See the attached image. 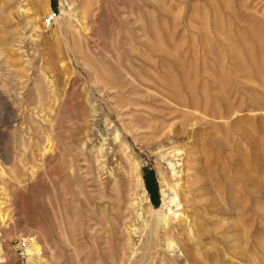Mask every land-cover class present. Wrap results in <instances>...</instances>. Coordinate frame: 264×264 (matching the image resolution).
Returning <instances> with one entry per match:
<instances>
[{
    "label": "rangeland",
    "instance_id": "obj_1",
    "mask_svg": "<svg viewBox=\"0 0 264 264\" xmlns=\"http://www.w3.org/2000/svg\"><path fill=\"white\" fill-rule=\"evenodd\" d=\"M66 2L0 0V264H264V0Z\"/></svg>",
    "mask_w": 264,
    "mask_h": 264
},
{
    "label": "bare ground",
    "instance_id": "obj_2",
    "mask_svg": "<svg viewBox=\"0 0 264 264\" xmlns=\"http://www.w3.org/2000/svg\"><path fill=\"white\" fill-rule=\"evenodd\" d=\"M67 2V4L69 5V6H71V5H74V2H73V0H66ZM195 112H197V111H195ZM198 114V113H197ZM163 159H165L166 160V162L168 163V167H167V169H169V171L173 174V178L174 177H176L177 175H182L183 174V171L181 170V168H182V166H183V163H182V159H181V155L180 154H176L175 156H174V159L173 160H171L170 159V161L168 160V159H166V158H163ZM175 159H177L178 161H177V163H175ZM178 164H180V165H178ZM166 176H167V173H164L163 174V177H164V179H163V184H164V186L165 187H169V183L168 182H166L167 181V178H166ZM139 186L137 187V189H142V190H144V186H143V181H142V179H141V177H139ZM168 183V184H167ZM176 186V185H175ZM178 186V185H177ZM176 186V187H177ZM175 187V188H176ZM178 188V187H177ZM167 190L166 191H164V197H167V196H172L171 198H167V200H169L170 202V204H175L176 205V207H179V208H181L180 210H182L184 207L183 206H181L182 205V201H180L179 200V195H180V193H179V191H177L176 189H173V187H171V188H166ZM138 191V190H137ZM143 193L145 194V191H143ZM206 194V193H205ZM194 200H196V199H194ZM202 201V200H201ZM189 202V201H188ZM193 202H195V204L197 203V200L196 201H193L192 200V203ZM188 206V205H187ZM194 209V208H193ZM224 210V209H223ZM183 211V210H182ZM185 215H186V211H184V212H181V211H178V212H173V214H172V216L168 219V220H166V219H164V226H162V227H164V236L166 237V240H167V251L168 252H170V254L171 253H174L175 252V245H174V242H172L173 241V238L175 237V235H179V232H177L176 233V230H175V228L174 227H172V224L173 223H177V221H178V223L179 222H183V223H186L187 222V217H185ZM161 221H163V220H161ZM163 223V222H162ZM175 223V224H176ZM192 223V222H191ZM181 225V224H180ZM178 227V226H177ZM182 232V231H181ZM26 242V241H25ZM36 252H37V250H35L34 251V254H36ZM175 254V253H174ZM176 254H178V253H176ZM175 254V255H176ZM172 257V256H171ZM180 257H181V255H180ZM179 258V256L176 258V260Z\"/></svg>",
    "mask_w": 264,
    "mask_h": 264
},
{
    "label": "trees",
    "instance_id": "obj_3",
    "mask_svg": "<svg viewBox=\"0 0 264 264\" xmlns=\"http://www.w3.org/2000/svg\"><path fill=\"white\" fill-rule=\"evenodd\" d=\"M146 183H147L149 192L150 193L152 192V194H154L155 189H156V185L154 183V179L152 181H150L149 179L146 178Z\"/></svg>",
    "mask_w": 264,
    "mask_h": 264
},
{
    "label": "built area",
    "instance_id": "obj_4",
    "mask_svg": "<svg viewBox=\"0 0 264 264\" xmlns=\"http://www.w3.org/2000/svg\"><path fill=\"white\" fill-rule=\"evenodd\" d=\"M23 244H25V245H26V242H23Z\"/></svg>",
    "mask_w": 264,
    "mask_h": 264
}]
</instances>
